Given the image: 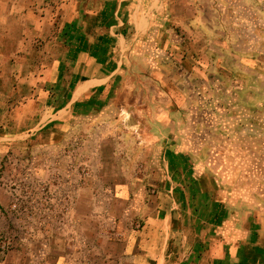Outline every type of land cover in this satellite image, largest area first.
<instances>
[{
    "label": "crops",
    "instance_id": "obj_1",
    "mask_svg": "<svg viewBox=\"0 0 264 264\" xmlns=\"http://www.w3.org/2000/svg\"><path fill=\"white\" fill-rule=\"evenodd\" d=\"M263 33L264 0H0V146L115 121L158 181L142 205L136 181L115 184L127 208L111 219L144 222L101 264H264V214L219 168L264 77Z\"/></svg>",
    "mask_w": 264,
    "mask_h": 264
},
{
    "label": "rangeland",
    "instance_id": "obj_2",
    "mask_svg": "<svg viewBox=\"0 0 264 264\" xmlns=\"http://www.w3.org/2000/svg\"><path fill=\"white\" fill-rule=\"evenodd\" d=\"M43 56L36 57L40 66ZM246 94L240 98L250 95L253 106L248 112L234 111L248 119L232 125L230 133L238 136L231 141L235 152L229 153L227 140L219 168L232 172L234 192L248 208L264 214V77H253ZM17 104L7 103V109ZM125 130L115 121L88 120L62 144L0 146V262L101 264L106 240L139 228L142 215L111 219L127 208L113 201L116 183L136 181L142 205L149 203L158 181L155 173L139 168L149 157L127 145ZM123 165L130 168L122 170Z\"/></svg>",
    "mask_w": 264,
    "mask_h": 264
}]
</instances>
